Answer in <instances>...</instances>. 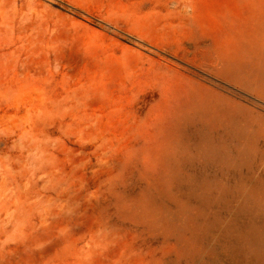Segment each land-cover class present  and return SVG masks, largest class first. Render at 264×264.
<instances>
[{
  "label": "bare ground",
  "instance_id": "1",
  "mask_svg": "<svg viewBox=\"0 0 264 264\" xmlns=\"http://www.w3.org/2000/svg\"><path fill=\"white\" fill-rule=\"evenodd\" d=\"M164 2L175 5L144 12L116 4L117 16L99 24L115 35L110 44L81 22L73 36L81 54L62 67L54 102L34 66L0 71L12 97L0 108V234L12 230L0 264H164L165 251L153 247L167 237L159 221L173 203L164 182L179 187L184 128L202 132L220 111L208 96L178 94L180 68L233 77L243 52L257 46L252 36L215 42L204 34L199 0Z\"/></svg>",
  "mask_w": 264,
  "mask_h": 264
},
{
  "label": "rangeland",
  "instance_id": "2",
  "mask_svg": "<svg viewBox=\"0 0 264 264\" xmlns=\"http://www.w3.org/2000/svg\"><path fill=\"white\" fill-rule=\"evenodd\" d=\"M81 1L77 8L68 0H0V71L9 74L15 66H34L47 78L43 92L54 102L52 95L63 82L62 67L68 71L81 54L73 44L81 22L110 44L115 35L99 24L109 15L117 16L120 2L144 12L154 3L162 12L175 5L164 0ZM198 10L196 21L213 41L252 36L257 46L249 44L233 77L213 78L190 66L198 70L195 76L180 68L178 94L208 96L220 111L203 120L207 126L202 132L190 135L184 128L186 158L177 178L179 187L172 188L171 181L163 186L173 202L159 221L167 237L153 247L165 251L164 264H264L257 254L264 252V0H199ZM193 57L199 65L206 61L201 53ZM10 98L12 102L10 92L0 87V108ZM11 235L12 230L0 234V247Z\"/></svg>",
  "mask_w": 264,
  "mask_h": 264
}]
</instances>
